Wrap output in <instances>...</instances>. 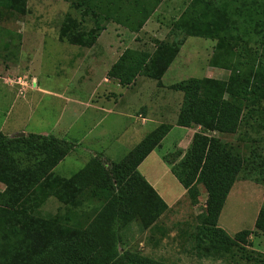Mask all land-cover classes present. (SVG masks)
Segmentation results:
<instances>
[{
    "label": "trees",
    "instance_id": "16d2710c",
    "mask_svg": "<svg viewBox=\"0 0 264 264\" xmlns=\"http://www.w3.org/2000/svg\"><path fill=\"white\" fill-rule=\"evenodd\" d=\"M65 1L80 21L68 12L58 38L92 47L107 22L138 31L162 0ZM26 11L25 0H0V18ZM170 34L172 40L157 42L152 51L125 48L106 74L123 86L139 75L160 84L187 37L215 41L208 64L228 70L226 79L189 77L170 85L183 94L176 124L203 131L194 133L171 170L191 203L197 202L199 184L207 193L198 215L197 256L234 257L245 251L251 234H264V206L254 229L234 235L218 226V217L239 176L248 174L263 183L264 152L256 148L243 156L212 132L236 134L254 114L262 115L254 123L264 129V111L258 109L264 100V0H190ZM170 128L161 123L119 161L96 155L68 177L54 168L74 149V142L51 134L0 132V264H176L119 246L121 230L132 223L142 230L155 228L168 209L138 166ZM50 196L61 207L52 216H42L39 207ZM244 258L264 264L260 253L249 251Z\"/></svg>",
    "mask_w": 264,
    "mask_h": 264
},
{
    "label": "rangeland",
    "instance_id": "374dc122",
    "mask_svg": "<svg viewBox=\"0 0 264 264\" xmlns=\"http://www.w3.org/2000/svg\"><path fill=\"white\" fill-rule=\"evenodd\" d=\"M189 1L162 0L138 31H131L113 21L107 22L106 28L97 39L95 49L105 50L106 65L114 61L125 48L152 51L157 42L173 39L170 34L172 23L179 17ZM25 5L27 9L25 14L7 12L6 18H0V122L6 118L11 121L14 127H21L30 132L32 131L30 127H33L34 123L37 124V120H42V108L48 107L54 97L49 100L50 96L39 90L41 103L35 101L33 104L31 103L30 107H26L22 114H16V105L21 102L20 98L25 97L29 89L46 88L52 91H66L68 89L71 102L62 111L61 108L59 109L62 116L53 133L59 135L66 123L70 122L73 116L78 115L84 109L83 102L92 91V87L102 80L105 72L100 70L94 74L87 73L88 70L80 65L79 59L82 53L87 51V47L73 45L65 39L58 38L63 19L68 12L80 21L78 13L70 8L67 1L25 0ZM82 24L84 22H80V25ZM87 25L91 26L90 23ZM214 43L215 41L210 39L195 36L187 37L172 66L161 79V83L166 89L159 88L156 81L140 76L139 88L136 86L134 88L136 90L129 91L136 92L134 95H132L133 93L125 95L126 87L122 85L123 88H121L115 82H102L97 89V93L102 96L105 95L106 89H110L116 94V99H119L120 92H122L125 103L127 104L128 101V105L133 106L142 99L154 98L160 92L171 95L172 109L166 121H164L169 122L175 112L174 109L182 101L180 95L172 96L174 90L170 88V84L193 76H208V71L218 72L217 69L207 68L214 49ZM182 58H184L185 65L180 68L177 65ZM15 76H27L26 79L28 81L33 79L36 85L28 88L23 95H18L16 92L17 85L10 81V78L12 79ZM88 87L89 92L87 91ZM2 93H5V96H2ZM113 93L107 92L106 97H113ZM58 107L56 105L51 106L48 110L50 114L44 122L42 121V125L52 119ZM125 107L124 104L121 108L125 109ZM258 109L264 111V100L259 102ZM72 111H74V114ZM178 112H176L177 115ZM31 115L32 120L30 123H33L32 126L29 125ZM258 115L261 114H254L253 117L260 120L262 115L256 118ZM254 118L243 123L236 134L218 136L219 134L215 133L214 135L222 141L237 146L243 156L250 155L252 149L255 150L256 148L264 152V129L256 126ZM86 124V121L80 119L75 122L72 131L82 133L86 129ZM104 127H106L105 123L101 127H96L94 134L103 130ZM239 135L241 138L238 140ZM174 136H176V133L173 131L163 139L161 146L155 151L157 154L162 155L167 162L176 161L181 156L180 153L185 152L189 147H186L188 145L186 144L183 148L175 150L172 145ZM82 146L95 149L99 147V144L82 143ZM127 146L131 148L133 146L132 142ZM126 152L117 160L121 159ZM71 155L67 156L54 169L56 173L68 177L83 167V157L73 158ZM153 157H155V154L147 160L148 162L145 160L141 164L138 169L139 172L146 176L148 182L152 183L150 178L154 176L164 183L163 187L176 194V196L179 195L183 187L177 181L172 170L167 169L168 165L165 162L160 159H152ZM151 166H153V169L150 168ZM151 174L153 175L151 176ZM245 177L239 176L233 183L218 219V225L230 235H234L233 232L243 229H254L253 225L258 208L264 206V180L263 183H258L252 180L248 174ZM2 187L3 185L0 182V192ZM155 188L156 191L161 192V187L155 186ZM198 188L199 195L195 204L191 203L187 194H184L180 200L158 218L155 228L142 230L139 225L132 223L121 230L122 241L119 246L123 249L136 251L155 259L176 264H234V262L235 264H253L254 260H247L244 258V254L253 251L264 256V234L259 232L251 234L248 237L249 245H246L245 251H238L234 257H230L229 254L223 258L209 255L197 256L195 236L198 231V215L203 212L206 200L205 188L201 184ZM60 207L61 204L50 196L39 207L38 213L42 216H52L59 211ZM83 208L87 209L88 207L84 206ZM230 224H233V227Z\"/></svg>",
    "mask_w": 264,
    "mask_h": 264
},
{
    "label": "crops",
    "instance_id": "0c3cea01",
    "mask_svg": "<svg viewBox=\"0 0 264 264\" xmlns=\"http://www.w3.org/2000/svg\"><path fill=\"white\" fill-rule=\"evenodd\" d=\"M186 41V40H185ZM213 41V40H212ZM97 42V41H96ZM185 43V42H184ZM215 44V43H214ZM96 43L92 47H84L87 51L83 52L80 59V65H83L85 70H88L87 73H97V71H103L105 72L104 77L102 80L98 81L96 85H94L92 88V91L88 95L87 99L83 102L84 109L81 110V112L73 116V119H71L70 122L66 123V125L63 127V130L60 132L59 135L53 134L54 130H56V126L59 124V121L61 120L60 113L64 107L68 105V103L71 102V97L68 94V89L65 91L60 90H48L46 88H35V89H29L26 92L25 97L20 98L21 102L18 103L16 106V114H22L26 107H30L35 101L37 103H41V97L39 95L40 92H43L44 94L50 96L49 100H52V97L54 99L50 101L48 104V107H43L41 112V118L42 120H37V124L34 123L33 127H30L32 133H38L42 135H54L55 137L65 139L68 141H72L75 143V147L73 150H71L57 165L61 164L65 160L67 156L70 154L73 158H80L83 157L84 159V165L86 162H88L91 157L93 156H100L102 159H106L108 161H119L117 160L123 153L126 152V154L140 141L142 140L146 134H148L150 131H152L154 128H156L161 123H167L171 125L170 130L167 132V134L164 136L167 137L169 134H171L173 131L176 133V136H174L172 145L175 150H179L180 148H183L188 144L186 147L189 146V143L191 141V138L193 137L195 132H198V127L196 125H192L189 127L185 126H179L176 124V117L177 113L179 111L180 105L176 107L175 112L173 114L172 119L169 122H164L167 119L168 114L171 111V95H168L163 92H160L157 96L154 98H146L142 99L138 104L136 103L135 106L128 105L124 101V98L122 97V92H120L119 99H116V94H114L110 89L105 90V95H99L97 93L98 87L101 85L102 82L104 83H110L115 82L116 84H119L116 79L113 78H107L106 73L110 66L116 61V58L114 61L106 65V59H105V50L102 49H95ZM182 47V46H181ZM180 52V50H179ZM178 52V54H179ZM177 54V56H178ZM212 55V53H211ZM104 56V57H103ZM176 56V57H177ZM175 57V58H176ZM211 57V56H210ZM174 60L169 65L168 69L172 66ZM182 62V63H181ZM101 64V65H100ZM185 65L184 58L179 60L178 67L183 68ZM208 69H217L216 73H212L210 71L207 72L209 74L208 76H202V77H208V78H215V79H221L224 80L228 77L229 71L226 69L218 68V67H212L209 64L207 65ZM167 69V70H168ZM166 70V71H167ZM144 75H139L136 77V79L129 85H126L125 88V95L132 94L136 86L139 88V77ZM146 77V76H145ZM163 77V76H162ZM195 77V76H193ZM197 77V78H202ZM148 78V77H147ZM162 79V78H161ZM187 79V78H186ZM149 80H152L149 78ZM156 81V80H154ZM179 82V81H178ZM177 83V82H176ZM85 84V83H84ZM83 84V85H84ZM157 84V81H156ZM174 84V83H173ZM82 85V87H83ZM120 85V84H119ZM172 85V84H170ZM121 88L122 85H120ZM159 88L166 89L163 84H158ZM133 88V89H132ZM87 91L89 92V87L87 88ZM17 92V91H16ZM107 92L113 93V97H106ZM2 96H5V93H2ZM136 94L134 92L132 95ZM174 95L177 96L180 95L182 98V92L174 90ZM16 100V99H15ZM74 102V101H73ZM32 103V104H31ZM54 103V104H53ZM82 104V103H81ZM125 104V109H122ZM181 104V103H180ZM39 105V104H38ZM59 106L58 109H56V112L54 113L51 120L48 121V123H45V125H42V121L47 119V116H49L48 111L51 106ZM61 108V111L59 112V109ZM74 114V111H72ZM32 114V113H31ZM57 115V116H56ZM120 116V117H119ZM32 115L29 118V125L31 124L30 121L32 120ZM125 118V119H124ZM80 119L87 122L86 129L82 133H76L72 131L73 125L75 122L79 121ZM105 123L106 127L103 128V130H100L94 134V129L96 127H101V125ZM33 123L31 124V126ZM21 129V130H19ZM0 132L8 135V136H16L19 133L23 132L24 134L29 133L28 130H25L21 127H14L12 125L11 121H8L6 118L2 119L0 122ZM125 133V134H124ZM226 134V135H232L229 133H219L218 136ZM163 138V139H164ZM163 139L160 141L159 146H161ZM132 142V147L128 148L127 144ZM82 143H97L99 144L98 148H85L82 146ZM158 146V147H159ZM156 147L153 149L146 158L139 164V167L143 162L148 160L153 154H155V157L152 159H160L162 162H165L168 165V170L171 171V167L179 160L176 159V161L173 162H167L162 155L157 154L155 151L157 150ZM184 153V151H182ZM180 153V155H182ZM125 154V155H126ZM124 155V156H125ZM123 156V157H124ZM122 157V158H123ZM154 161V160H152ZM148 162V161H147ZM83 165V166H84ZM149 165V164H148ZM55 167V168H56ZM54 168V169H55ZM153 169V166L150 167ZM144 176V174H142ZM153 174H151L152 176ZM150 176V177H151ZM146 179V176H144ZM152 183L150 182V185L156 190L155 186L161 187V192L157 190L158 194L162 197V199L166 202L168 208L170 209L184 194H186V190L183 188L182 192L176 196V194L169 191L167 188L163 187L164 183L161 182V180L156 179L154 176L151 178ZM148 181V179H146ZM178 181V180H177ZM2 184V183H1ZM3 185V184H2ZM182 186V185H181ZM4 188V185L1 189ZM207 197V193H206ZM206 199V198H205ZM226 200V199H225ZM225 203V202H224ZM224 207V205H223ZM222 207V208H223ZM222 211V210H221ZM259 211V208H258ZM257 211V213H258ZM221 213V212H220ZM220 216V215H219ZM257 216V215H256ZM219 219V217H218ZM256 219V217H255ZM218 224V222H217ZM231 227H233V224H230ZM219 226V225H218ZM236 232H233V234ZM232 235V234H231Z\"/></svg>",
    "mask_w": 264,
    "mask_h": 264
},
{
    "label": "built area",
    "instance_id": "2783aa9c",
    "mask_svg": "<svg viewBox=\"0 0 264 264\" xmlns=\"http://www.w3.org/2000/svg\"><path fill=\"white\" fill-rule=\"evenodd\" d=\"M27 76H15L14 78H10V81L14 82V84L17 85V94L18 95H23L26 90L30 87H35V81L32 79L30 81H28L26 79ZM9 79V78H8ZM203 132L202 128L199 126L198 127V132ZM206 135H209V132L204 133ZM212 134H215V132H212Z\"/></svg>",
    "mask_w": 264,
    "mask_h": 264
},
{
    "label": "water",
    "instance_id": "95a60500",
    "mask_svg": "<svg viewBox=\"0 0 264 264\" xmlns=\"http://www.w3.org/2000/svg\"><path fill=\"white\" fill-rule=\"evenodd\" d=\"M23 135H24V133H20V134H19V136H23Z\"/></svg>",
    "mask_w": 264,
    "mask_h": 264
}]
</instances>
